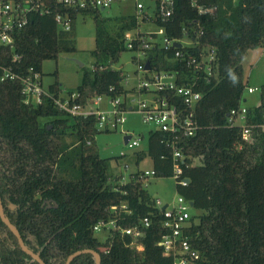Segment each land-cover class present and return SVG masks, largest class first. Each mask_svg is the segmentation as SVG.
Wrapping results in <instances>:
<instances>
[{
  "label": "trees",
  "instance_id": "trees-1",
  "mask_svg": "<svg viewBox=\"0 0 264 264\" xmlns=\"http://www.w3.org/2000/svg\"><path fill=\"white\" fill-rule=\"evenodd\" d=\"M153 1L155 15L144 20L151 19L164 30L165 38L198 40L199 48H184L186 54L206 48L216 51L212 79L199 84L200 129L195 137L182 141L183 177L190 184H177L179 195L199 212L187 231L199 255L192 264H264V86L259 105L248 108V123L256 127L250 140H243L239 126L229 125V114L246 103L244 60L250 51L264 46V0H199L208 14H200L192 0H175L168 20L159 15V0ZM51 6V14L33 16L16 35L14 54L21 60L13 64V54L6 50L2 65L16 73L30 68L42 73L44 62L76 51L74 28L59 30L56 14L69 13L74 26L80 15L91 14L96 29L95 69L85 72L77 92L70 94H78L80 104L100 96L127 98L123 74L112 68L129 50L126 35L138 31L146 40L157 35L140 33L138 16L103 18L101 10L77 11L55 1ZM175 51H151L152 67L169 72L182 68L183 82L192 79L190 69L174 61ZM2 74L0 70V79ZM49 90L57 96L62 92L57 80ZM100 133L95 117H71L50 99L39 107L28 106L20 81L0 82V196L6 217L45 264H67L70 256L85 250L100 254L102 264H175L174 255L158 245L166 231L155 200L140 181L141 173L132 175L128 184L114 185L109 160L100 158L94 146ZM166 138L159 131L150 132L147 152L135 154L137 164L149 157L159 178H173ZM148 216L153 217V225L139 240L144 248L140 251L132 246L133 238L120 231L140 227ZM102 221L117 226L104 241L94 232ZM0 264H39L22 250L1 218ZM72 264L97 261L92 254H82Z\"/></svg>",
  "mask_w": 264,
  "mask_h": 264
},
{
  "label": "built area",
  "instance_id": "built-area-1",
  "mask_svg": "<svg viewBox=\"0 0 264 264\" xmlns=\"http://www.w3.org/2000/svg\"><path fill=\"white\" fill-rule=\"evenodd\" d=\"M63 4L72 10H101L112 6L113 0H0V70L3 72L0 82L20 81L22 85L23 101L28 106L39 107L45 99L53 101L55 107L67 115L74 118L95 117L98 121L99 131L118 130L127 122V115L136 113L143 118L144 123L157 127V131L166 134V145L172 150L173 157V178L177 184L186 187L190 184L189 179L184 175V138H193L197 135L200 126L196 118V108L201 102L203 96L200 91V83L203 80L210 82L216 69V51L214 48L201 49L199 54H186L184 48L198 49V40H187L193 44L185 47L182 45L186 40H164L158 38L145 39L138 35L134 40H129L127 48L130 51L137 52L139 56L145 58L144 63H139V72L143 78L139 80L136 90L127 94V98L110 99L111 109L102 110L101 104L105 96L96 97L87 104L78 103V94H69L68 98L57 96L49 89H45L43 75L30 68L26 72L16 73L12 67H4L1 62L5 58V51L9 50L13 54L12 63L15 64L21 60V57L15 52L16 35L30 24L33 16H45L52 12L51 2ZM175 0H159L158 11L163 20H168L174 14ZM192 6L198 8L200 14H208L209 9L199 6V0H192ZM139 10H143L142 5H138ZM59 30L71 32L74 28V20L69 13H57L55 17ZM185 36L189 37V30L184 29ZM159 34H163L160 31ZM156 34V35H159ZM196 33L191 36L195 37ZM181 44L182 48H176ZM157 48L171 50L174 48V61L184 63L189 72L193 75L192 79L183 82L185 70L182 68L172 72L159 70L152 67L149 60L151 51ZM188 53V52H187ZM150 63V70L146 69L147 63ZM150 73L155 76L149 77ZM181 79L180 82L178 80ZM114 92L113 89L110 90ZM258 88H249L248 93L258 92ZM138 98V101H136ZM136 103V107L133 104ZM248 108L243 103L238 109H234L229 114V125L231 127L239 126L242 130V138L248 142L252 136L255 125L248 123ZM264 130V124L261 126ZM139 139L129 141L130 148H138ZM151 177H156L154 169L141 173L140 181L148 182ZM161 217V224L166 233L161 237L158 245L166 251L167 254H173L175 264H192V261L198 260L199 255L192 249L190 238L187 231L192 226L193 216L190 214L191 202L183 196H180L173 205H166L164 210L161 200L155 201ZM122 209L126 210L123 206ZM112 210L116 212L117 207ZM153 225V217L148 216L141 222V226L131 229H121V234L133 238L132 246L143 251V246L139 240L145 236V231ZM117 229L115 222L102 221L94 228L95 234L101 232H110Z\"/></svg>",
  "mask_w": 264,
  "mask_h": 264
},
{
  "label": "rangeland",
  "instance_id": "rangeland-1",
  "mask_svg": "<svg viewBox=\"0 0 264 264\" xmlns=\"http://www.w3.org/2000/svg\"><path fill=\"white\" fill-rule=\"evenodd\" d=\"M138 5L143 6V10L138 9ZM103 18H116L126 16H138L140 22V33L150 36L159 34L162 29L158 28L151 19L155 15V3L153 0H113L112 6L101 11ZM140 36V35H139ZM138 37V31L130 32L126 35V42ZM158 40H164L163 34L157 35ZM74 39L76 51L73 53H61L56 61L49 60L42 65V75L45 89H49L56 80L61 86V97L68 98L70 93H76L82 84L85 72H93L96 60L93 52L96 48V29L95 19L91 14L80 15L74 26ZM193 40V39H191ZM193 42L183 41L182 45L187 47ZM145 58L139 56L137 52H123L117 63L113 64L114 70L123 74V86L125 90L133 92L139 85V80L143 75L139 72V63H144ZM80 64L83 65L81 67ZM244 76L246 82L245 99L247 108H253L260 103V89L264 86V46L249 52L243 63ZM57 74V77L55 76ZM155 74L150 73L152 78ZM145 81L146 79L143 78ZM249 88H258L259 91L253 94L248 93ZM110 98L105 97L102 110L111 109L109 106ZM138 101V98H136ZM136 107V103L133 104ZM157 127L144 123L143 118L131 113L127 115V122L117 131L110 129L102 131L94 140V146L98 155L102 159L109 160V172L112 176L114 185H125L131 182L132 175L153 170V164L149 157L137 164L135 154L137 152H147L148 137L152 131H157ZM131 136L139 139L138 148H130L125 144L124 138ZM69 142L73 138H68ZM142 183V182H141ZM143 186L147 189L152 199L161 200L163 206L173 205L180 197L177 191V181L175 178L151 177L148 182L144 181ZM195 208L190 209L192 216L198 215ZM96 237L104 241L108 237V232L97 233Z\"/></svg>",
  "mask_w": 264,
  "mask_h": 264
},
{
  "label": "water",
  "instance_id": "water-1",
  "mask_svg": "<svg viewBox=\"0 0 264 264\" xmlns=\"http://www.w3.org/2000/svg\"><path fill=\"white\" fill-rule=\"evenodd\" d=\"M101 11H104V9H101ZM176 48L181 49V48H182V45H181V44H178V45H176ZM79 65H80L81 67H83L82 64L79 63ZM146 69H147V70H150V63H149V62L147 63ZM130 140H131V136H126V137L124 138V142H125V144L128 145ZM189 182H190V180H189ZM191 207H192V208H195V206H194L193 203H191ZM166 208H167V206H165L164 210H165ZM0 218H1V220H2L5 224H7V225L9 226L10 230L15 234V236L17 237L18 242H19V245H20V247L22 248V250H23L26 254H28L29 256H31V257H32L35 261H37L39 264H45L44 261H43L38 255L34 254L32 251H30V250L26 247V245H25V243H24V241H23V239H22V237H21V234H20V232L18 231V229H17L14 225H12V224L9 222V220H8V218L6 217L5 212H4V207H3V203H2L1 196H0ZM82 254H92L93 256H95L96 261H97V264H102V259H101L100 254H98L97 252L92 251V250L80 251V252H77V253L73 254V255L70 256V258L68 259L67 264H72L73 260H74L75 258H77L78 256H81Z\"/></svg>",
  "mask_w": 264,
  "mask_h": 264
},
{
  "label": "crops",
  "instance_id": "crops-1",
  "mask_svg": "<svg viewBox=\"0 0 264 264\" xmlns=\"http://www.w3.org/2000/svg\"><path fill=\"white\" fill-rule=\"evenodd\" d=\"M246 102H247V100H246Z\"/></svg>",
  "mask_w": 264,
  "mask_h": 264
}]
</instances>
